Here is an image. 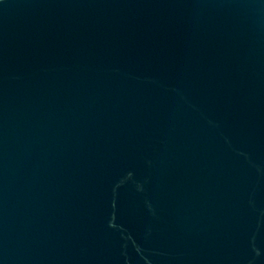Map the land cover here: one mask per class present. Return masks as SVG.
<instances>
[{
    "label": "water",
    "instance_id": "obj_1",
    "mask_svg": "<svg viewBox=\"0 0 264 264\" xmlns=\"http://www.w3.org/2000/svg\"><path fill=\"white\" fill-rule=\"evenodd\" d=\"M0 264H264V0H0Z\"/></svg>",
    "mask_w": 264,
    "mask_h": 264
}]
</instances>
